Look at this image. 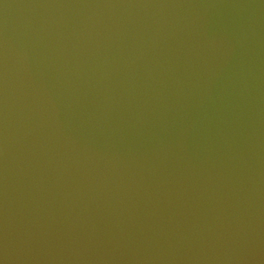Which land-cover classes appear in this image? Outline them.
Instances as JSON below:
<instances>
[{"label":"water","instance_id":"1","mask_svg":"<svg viewBox=\"0 0 264 264\" xmlns=\"http://www.w3.org/2000/svg\"><path fill=\"white\" fill-rule=\"evenodd\" d=\"M0 264H264V0H0Z\"/></svg>","mask_w":264,"mask_h":264}]
</instances>
